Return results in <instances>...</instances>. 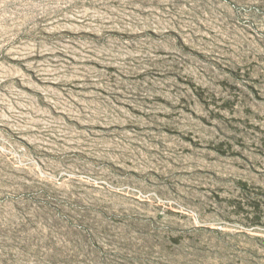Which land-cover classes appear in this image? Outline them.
<instances>
[{
  "label": "rangeland",
  "instance_id": "1",
  "mask_svg": "<svg viewBox=\"0 0 264 264\" xmlns=\"http://www.w3.org/2000/svg\"><path fill=\"white\" fill-rule=\"evenodd\" d=\"M0 264H264V0H0Z\"/></svg>",
  "mask_w": 264,
  "mask_h": 264
},
{
  "label": "bare ground",
  "instance_id": "2",
  "mask_svg": "<svg viewBox=\"0 0 264 264\" xmlns=\"http://www.w3.org/2000/svg\"><path fill=\"white\" fill-rule=\"evenodd\" d=\"M111 1V0H110ZM114 1V0H113Z\"/></svg>",
  "mask_w": 264,
  "mask_h": 264
}]
</instances>
